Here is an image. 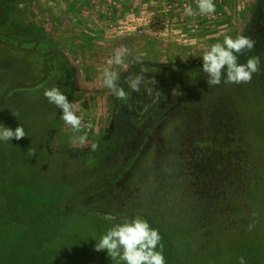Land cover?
<instances>
[{"label":"rangeland","instance_id":"obj_1","mask_svg":"<svg viewBox=\"0 0 264 264\" xmlns=\"http://www.w3.org/2000/svg\"><path fill=\"white\" fill-rule=\"evenodd\" d=\"M214 2L216 11L205 15L199 12L197 0H18L23 12L16 6V1L0 0V35L4 37L0 48L6 50V53L0 52V62L12 65L13 70L8 75L12 86L27 83L26 86L35 87L41 83L46 71H37L35 78L23 80L20 67L26 52L14 45L25 43L27 47L26 41L40 38L29 30L30 24L35 22L45 30L42 41L51 39L52 44L47 46H57L58 53L73 68L76 80L67 89V96L76 106L77 114L83 117L81 127L74 132L63 122L59 129L51 130L49 150L68 160L70 168L65 176L73 175L74 179L81 176L84 186L90 188L99 184L103 176L120 172L118 167H126L129 156L126 151L120 159L111 158L106 165L94 163L96 166H91L86 159L90 152L96 153L103 142L111 140L119 114L124 106L131 104L129 112L133 114L137 128L135 137L144 142L147 164H138L137 157L132 159L124 176L120 175L122 178L112 183L120 186L117 193L114 191L116 187L113 188L114 208L97 206L95 210L103 216L111 214L117 222L129 216L132 208L141 212L151 207L158 216H165L170 224L176 216L179 224L183 223L189 229L188 238L200 243L208 242L214 232L228 234V230L237 227H246L244 231L250 233L260 230L257 242L262 257L254 261L261 260L264 264V230L260 228V223L264 224V213L260 212L263 206L256 208L257 198L261 196L257 189L262 190V187L255 186L260 171L264 169L260 153V144L264 142V114L253 117L260 106L258 100L262 98H255V95L264 94V15L260 16V0ZM185 5H191L193 14L185 12ZM237 34H251L255 41L251 50L261 60L259 71L246 83L224 80L209 85L208 75L203 71V52L212 44L222 42L225 35L235 37ZM9 38H13V42ZM119 48L128 50L124 63L109 65L108 59ZM49 52L52 50L48 49ZM52 61H56L59 81L65 65L60 57L55 56ZM175 62L179 66L173 68ZM106 67L119 73L118 84L126 92L124 98H117L104 87L102 75ZM159 68L163 72H158ZM173 70L179 73L177 78L171 77ZM137 75L143 77L140 84L147 83L154 88L152 95L146 96L140 89L133 91L129 86L128 81ZM2 82L0 90L3 89ZM173 89L181 94H173ZM8 90L2 91L10 93ZM17 93L19 91L14 94ZM23 102H29L27 113H30L31 124L38 122L43 110L49 112V107L43 108L40 100L37 101L38 107L30 106L29 100L22 99L14 105L16 111L0 109V123L12 129L28 124L27 119L21 117ZM58 112L61 114L60 109ZM148 113L157 119L144 121ZM9 114L14 116L9 117ZM239 118L244 122H238ZM82 134L87 136V146L73 143V139ZM31 135L37 136L33 130ZM24 137L0 140V264H23L22 261L15 263L11 258L16 251L20 252L24 262L38 264L44 257L38 248L51 246L38 241L39 235L49 230L50 223L34 217V225L29 224L32 213L22 206L17 207V193L14 195L10 188L15 179H22L23 174L15 168L16 162L12 164L11 159L15 157H7L1 146L8 141L18 144ZM93 143L98 145L95 150L90 147ZM211 148L219 150L220 163L214 161L216 157ZM200 156L202 159L199 160ZM65 159H59L57 164ZM50 171L52 177L62 178L59 169L52 167ZM58 183L62 184V181ZM64 185L72 186L73 183ZM170 191H176V200L173 199V203L169 200L166 204L165 197L171 195ZM150 200L156 206H152ZM9 206L19 210L15 209L13 213ZM91 237L97 240L94 235ZM170 237V240L166 239L171 241L174 238ZM221 240V244L225 242L228 247L225 238ZM33 242L32 246L37 248L36 258L31 257L34 250H27ZM241 242L242 232L233 240L237 246ZM81 243L95 247L84 239ZM175 249L181 260L182 247ZM233 250L236 259L243 255L254 256L252 251ZM226 251L228 255V248Z\"/></svg>","mask_w":264,"mask_h":264},{"label":"trees","instance_id":"obj_2","mask_svg":"<svg viewBox=\"0 0 264 264\" xmlns=\"http://www.w3.org/2000/svg\"><path fill=\"white\" fill-rule=\"evenodd\" d=\"M13 1H16V6L19 7L22 11V8L18 5V0ZM261 4L262 0H260V5ZM256 20L257 18H255V21ZM30 25L31 26L29 30L31 32L33 31V33L35 32L36 36H40V38L32 42L26 41V43L28 44L27 47H25V43L14 44L19 50L24 48L26 52V55L22 57L23 63L22 67H20L23 70L22 78L23 80L35 78L38 75L37 71H46L47 74L42 78L41 83L35 85V87L26 86V82L24 86H12L9 82L8 77L9 73H11L13 70L12 65L5 64V62H0V81H3L1 84V86H3V89H1L0 91L4 89H10L8 90L10 93H7L5 91L0 92V109L1 111H16L14 105L24 99V101H30V106L37 105L38 107L39 104L37 103V101L40 100L43 108L44 106L49 107V112H45L43 110V114L39 116L38 122L36 123L35 121V123L31 124L29 120L30 113H27V106L29 102H23L21 109L22 111H24V114H22L23 116L21 117L27 119L28 122V124L23 125L26 133L25 137L24 139H21L22 142H18V144H13L14 142L8 141L6 142V145L1 146L2 149L4 148V151H6L7 157H15V159H11L12 164L15 165L16 162L17 164L15 168L20 170L23 174L22 179L19 181L15 179V182L12 183L14 186H10V188L12 189V193L14 195H16L17 193V207L20 208L22 206L25 211L32 213L33 217L29 219L31 220L29 224L34 225V217L39 221H44L43 223H50L49 230L43 231V234L39 235L38 241L46 242L51 246L45 245L42 248H38V251L43 252L44 256L41 261H37L38 264H67L74 262L78 264H117V261L112 260L108 256L106 250L97 251L95 247H92V245H83L81 242L82 239H84L89 244H96L97 241L92 239V235H94L97 240H99L100 237L111 226V224L123 221V219L117 222L108 221L105 219V216H103L99 212V210H95V208L97 206L103 207V209L114 208L112 204V195L114 191L115 193L118 192L120 186H114L112 183L120 180V178H122L120 177V175L124 176L126 172L125 169L129 168V166L131 167L132 159L137 157L138 164H145L146 162L144 154V142L140 139L137 140L135 137L137 128L135 127L133 114L129 112L131 104L128 103L126 106H124L122 112L119 114L118 120L116 122L117 125L115 128V132L111 136V140H105L106 142H103V144L99 148H97V152H90L89 157L86 159V162L91 166H94V163L106 165L110 162L111 158L120 159L122 153L126 151L129 154L128 158L126 159L127 161L125 162L126 167H118L117 171L120 170V172L112 173L110 176L106 177L103 176V182L101 181L99 184H96L91 188L90 186H84L85 184L80 180L83 179V177L81 176L80 179L79 176L78 179H74V177L72 178L73 175L65 176L66 170L70 168V164L67 159L62 158L58 154H52L50 152V145L48 141L50 137V131L56 129L57 127L59 129V126L62 125L64 121L61 118V114H59L58 112V108L55 105L50 104L48 102V99L44 96V90L45 88L56 86L59 87L60 90L67 96V89H69L70 85L76 80L75 72L73 71V68H71V66L68 64L64 56L58 53L57 46H47V44H52L51 39L47 40V43L45 41H42L44 40L43 38H45L46 35L44 32V28L35 22H33V25ZM246 35L252 39L251 34ZM9 39L10 42H13V38ZM1 42H4V37L2 35H0V43ZM11 44L13 45V43ZM48 49H51L52 52L48 53ZM0 52L6 53V50L0 48ZM237 55L239 62L244 63L249 56H253L255 54L253 50L245 49ZM43 56H45L46 59H44ZM55 56L60 57L63 64L65 65L64 74L62 76H59L61 78L59 81L57 80L58 77L56 74V61H52L54 60ZM14 59L17 58L14 57ZM178 66V62L172 64L173 68ZM173 71H171V77L177 78L179 76V73L177 71ZM158 72L156 73L159 76L160 74ZM224 80L225 78L222 77V81ZM263 82L264 81L262 80V83ZM17 91H19V93H17L18 95H15L14 93ZM258 95L259 96L255 95V98L261 96L262 98H259L258 100L260 106L256 110L255 114H253L254 118H256V116H262V114H264V107L261 106V104L264 105V103H262L264 101V94ZM249 109L253 108L249 107ZM40 110L42 109H39V111ZM239 111L241 113V110ZM11 116L14 115L9 114V117ZM153 116L155 115H153L152 113H148L144 121L147 122L150 119H157ZM238 122L242 123L244 121L239 118ZM248 124L246 125V127L248 126ZM32 130L37 134L35 138L31 135ZM30 151L32 152L30 153ZM212 151L215 153L213 154V156L216 157L214 161L216 163H220L219 159H221L222 157L219 156V150L217 151L216 148L215 150L212 149ZM260 153L264 164L263 141L260 144ZM200 157L199 160L202 159V156ZM59 159L65 160L64 162L61 161L59 164H57ZM52 167L61 171L62 178L56 177L54 175L53 177L51 176V171L53 172V170H51L50 172L48 171L52 169ZM260 172L261 174L257 178L255 186L262 187V190L257 189V191L259 190V194L261 193V196L257 198L258 201L256 202V208L260 207L262 204L263 208L260 210V212L264 213V169H262ZM38 174H42L41 177H38ZM58 181H62V184H59ZM70 183H73V185H64ZM101 184L102 186H100ZM114 187H116V189H114L113 191ZM172 189H174V186H172ZM170 194V196L165 197L166 204L169 202V200L170 203H173V199L176 200V191H170ZM8 201L9 200H7V202ZM149 203L152 204V206H156L153 200H150ZM8 208L9 210L13 211V213H15V209H18L10 206ZM5 209L6 208H4V210ZM119 209H121L120 211H122V208ZM137 211L138 210L132 208V210L128 214L129 216H125L123 218H146L152 227H155L159 230L160 235L161 233H163L162 235L165 239H161L157 247L159 249L162 245L166 264H173V261H177L176 264H239L240 259L235 258V251L233 249H236L239 252L242 250L253 252L254 256L252 257H246L245 255L242 256L244 257L246 264H262L263 262L261 260L254 261L257 258L262 257L260 254L261 247L257 242L258 236H260L261 233L260 230L250 233V231H244L246 227H237L234 230H228V234L222 231H219V233L214 232V234L210 236L208 242L203 241L202 243H200L197 240L193 241L194 238H188L189 236L187 235V230L189 229H186L183 226V223L179 224L176 216L175 219L173 218V223H176L175 225L173 223L170 224L165 216H158L156 214V211L151 209V207L146 211ZM257 213H259V210L257 211ZM8 215L9 217H12V215H10L9 213ZM22 221L24 222V218ZM260 225V228L264 230V224L260 223ZM241 232L243 234V242H241L239 246L234 245L233 240H235V238H238V235ZM170 235L174 238H172L171 241H168L166 238L170 240ZM222 238H225L226 242H228V247L225 246V242L223 245L221 244L223 240H219ZM33 244L34 242L30 243L27 250H34V254L31 252V257L36 258L37 248L36 246H32ZM230 245L234 247H231ZM177 247H182V250L184 251L181 260L176 253L175 248ZM215 248L218 249L216 250ZM226 248H228V255ZM11 258L14 259V262L16 261L15 263H17L18 261H22L23 264H28L27 262H24L20 252L17 253L16 251L13 255H11ZM178 259L180 261H178ZM5 264L9 263L6 262ZM119 264H122V262H119Z\"/></svg>","mask_w":264,"mask_h":264},{"label":"clouds","instance_id":"obj_3","mask_svg":"<svg viewBox=\"0 0 264 264\" xmlns=\"http://www.w3.org/2000/svg\"><path fill=\"white\" fill-rule=\"evenodd\" d=\"M197 8L202 14H211L216 11L214 0H197ZM185 12L193 14L191 5H185ZM255 46V41L244 34H237L235 37L225 35L222 42L212 44L205 49L202 54L203 71L207 73L209 85H217L225 78L229 83H246L252 79L254 73L259 71L261 60L258 55L249 56L246 62L241 63L238 55L243 50H251ZM127 48H119L108 59L109 65H121L124 63ZM119 73L111 68H104L102 81L104 87L109 89L117 98H124L126 92L119 86ZM143 77L137 75L128 81L133 91L139 90V85ZM173 94L180 95L176 89ZM44 96L50 104L55 105L61 110V118L65 124L70 125L74 132H78L81 127L83 117L77 114L74 103L70 102L59 87L52 86L45 88ZM26 135L23 125L15 129L0 123V140H10L15 137L17 140ZM73 143L87 146L86 134L79 135L73 139ZM92 150L98 145L91 144ZM108 221H114L115 217L111 214L105 216ZM97 241V240H96ZM161 235L157 228L152 227L146 218L134 217L125 218L122 222L111 224L106 232L95 244L97 251L106 250L108 256L123 264H166L162 245L158 249ZM239 264H246L244 257H240Z\"/></svg>","mask_w":264,"mask_h":264},{"label":"flooded vegetation","instance_id":"obj_4","mask_svg":"<svg viewBox=\"0 0 264 264\" xmlns=\"http://www.w3.org/2000/svg\"><path fill=\"white\" fill-rule=\"evenodd\" d=\"M262 15H264V0H262V4H261V15L260 16H262ZM158 71L163 72V70H161L160 68L158 69ZM160 77L162 79L163 78V75L160 74ZM140 85L141 86H139V89H140L141 93H146V96L153 94L154 88L152 86L150 87V86L146 85V83H145V85L144 84H140ZM160 90L163 91L164 88L163 87L162 88L160 87Z\"/></svg>","mask_w":264,"mask_h":264}]
</instances>
